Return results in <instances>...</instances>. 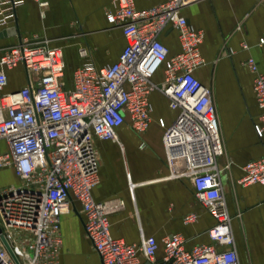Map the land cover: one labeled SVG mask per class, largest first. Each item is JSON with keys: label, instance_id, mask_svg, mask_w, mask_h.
<instances>
[{"label": "built area", "instance_id": "obj_1", "mask_svg": "<svg viewBox=\"0 0 264 264\" xmlns=\"http://www.w3.org/2000/svg\"><path fill=\"white\" fill-rule=\"evenodd\" d=\"M24 1L0 0L3 29L15 25L17 8ZM32 1L45 16L49 0ZM196 1L166 0L138 9L135 0H115L107 17L123 30L124 50L112 65L97 67L86 62L76 69L71 83L64 53L50 41L21 40L4 50L0 58V142L5 147L0 152V170L12 168L20 185L0 187V264H59L64 244L62 215L72 201L82 207L85 233L102 264H241L218 164L226 147L214 91L196 75L206 64L201 50L205 33L183 15ZM168 30L176 31L180 41L181 51L175 55L161 41ZM243 48L249 46L244 43ZM80 54L87 58L89 51L81 49ZM20 65L29 84L6 93L7 70ZM247 65L263 110L255 129L264 138V74L254 58ZM162 69L164 80L158 83L154 78ZM154 91L161 92L178 113L170 126L160 120L165 129L167 178L189 179L197 200L216 220L207 232L212 244L187 249L183 235L172 234L162 241L161 260L157 259L160 243L155 237L143 235L139 245H132L112 235L110 216L124 208L123 200L100 202L93 194L100 183L96 141H118V131L127 121L136 133L147 132ZM244 171L240 185L264 187V156L249 162ZM198 218L196 213L189 214L184 223Z\"/></svg>", "mask_w": 264, "mask_h": 264}, {"label": "crops", "instance_id": "obj_2", "mask_svg": "<svg viewBox=\"0 0 264 264\" xmlns=\"http://www.w3.org/2000/svg\"><path fill=\"white\" fill-rule=\"evenodd\" d=\"M114 1L49 0L42 16L36 2L25 0L17 8L15 25L9 29L0 26V58L6 48L21 40H47L62 49L66 75L67 68L71 71L69 83L76 69L88 61L97 67L112 65L126 46L121 27L108 21ZM165 1L135 0L138 9L156 7ZM183 15L194 28L205 33L201 50L206 64L196 75L214 91L226 147V155L218 164L223 171V194L232 217L240 263L264 264V187H244L238 182L245 174V165L264 156V138L255 129L263 110L254 92V74L247 65V60L254 58L264 74V0H198L186 7ZM161 41L171 55L181 51L176 31L168 30L161 35ZM244 43L249 46L247 50ZM81 49L89 51L87 58L81 56ZM7 75L6 93L29 84L22 65L7 70ZM154 79L158 83L164 80L163 69ZM151 103L152 121L147 132L136 133L127 121L118 131V141H96L100 183L93 194L100 202L123 200L124 208L110 216L112 235L132 245H139L143 235L155 237L160 243L157 259L161 260L162 241L172 234L183 235L187 249L212 244L207 232L216 220L197 200L189 179L167 178L165 129L160 120L170 126L178 113L159 91L152 93ZM4 147L5 142H0V152ZM8 169L16 177L14 170ZM192 213L199 216L198 220L185 224L184 218ZM62 234L59 264H72L74 255L90 253L102 264L85 233L82 207L77 201H72L70 210L62 215Z\"/></svg>", "mask_w": 264, "mask_h": 264}, {"label": "rangeland", "instance_id": "obj_3", "mask_svg": "<svg viewBox=\"0 0 264 264\" xmlns=\"http://www.w3.org/2000/svg\"><path fill=\"white\" fill-rule=\"evenodd\" d=\"M71 71L67 68V79L70 77ZM20 185V181L14 176V173L9 169H4L0 173V187L1 188H10V187H18ZM72 264H99L97 263L95 256L90 254L86 255H74ZM60 263V262H59Z\"/></svg>", "mask_w": 264, "mask_h": 264}, {"label": "water", "instance_id": "obj_4", "mask_svg": "<svg viewBox=\"0 0 264 264\" xmlns=\"http://www.w3.org/2000/svg\"><path fill=\"white\" fill-rule=\"evenodd\" d=\"M0 232L2 233L1 227H0ZM2 238H3L4 242H5V244L7 245L8 249L10 250V252H12L11 248H10V245L8 244V241L6 240L4 235H2ZM146 264H150V263H146Z\"/></svg>", "mask_w": 264, "mask_h": 264}]
</instances>
